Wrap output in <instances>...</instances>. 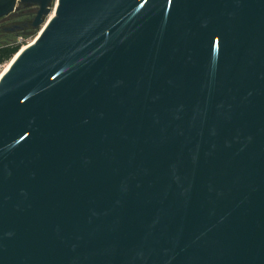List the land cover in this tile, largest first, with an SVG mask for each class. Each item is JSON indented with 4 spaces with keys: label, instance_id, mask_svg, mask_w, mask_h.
<instances>
[{
    "label": "water",
    "instance_id": "obj_1",
    "mask_svg": "<svg viewBox=\"0 0 264 264\" xmlns=\"http://www.w3.org/2000/svg\"><path fill=\"white\" fill-rule=\"evenodd\" d=\"M24 4L0 264H264V0Z\"/></svg>",
    "mask_w": 264,
    "mask_h": 264
},
{
    "label": "rangeland",
    "instance_id": "obj_2",
    "mask_svg": "<svg viewBox=\"0 0 264 264\" xmlns=\"http://www.w3.org/2000/svg\"><path fill=\"white\" fill-rule=\"evenodd\" d=\"M26 22L22 17H16V14L0 18V74L9 67L10 62L22 46L34 41L42 30L43 25L39 27L30 24L25 26ZM17 24L22 27L14 30L7 29Z\"/></svg>",
    "mask_w": 264,
    "mask_h": 264
},
{
    "label": "trees",
    "instance_id": "obj_3",
    "mask_svg": "<svg viewBox=\"0 0 264 264\" xmlns=\"http://www.w3.org/2000/svg\"><path fill=\"white\" fill-rule=\"evenodd\" d=\"M36 13V8L30 5H20L16 12L12 13L13 15L16 14V17H22L23 21L29 22L31 25V21ZM11 15V14H10Z\"/></svg>",
    "mask_w": 264,
    "mask_h": 264
},
{
    "label": "bare ground",
    "instance_id": "obj_4",
    "mask_svg": "<svg viewBox=\"0 0 264 264\" xmlns=\"http://www.w3.org/2000/svg\"><path fill=\"white\" fill-rule=\"evenodd\" d=\"M10 63H11V62H10ZM7 67H8V65H7ZM6 70H7V69H5V71H6ZM3 72H4V71H3ZM2 74H3V73L0 74V77H1Z\"/></svg>",
    "mask_w": 264,
    "mask_h": 264
},
{
    "label": "flooded vegetation",
    "instance_id": "obj_5",
    "mask_svg": "<svg viewBox=\"0 0 264 264\" xmlns=\"http://www.w3.org/2000/svg\"><path fill=\"white\" fill-rule=\"evenodd\" d=\"M27 23H28V24H27V25H25V26H28V25H29V22H27ZM25 26H24V27H25Z\"/></svg>",
    "mask_w": 264,
    "mask_h": 264
}]
</instances>
